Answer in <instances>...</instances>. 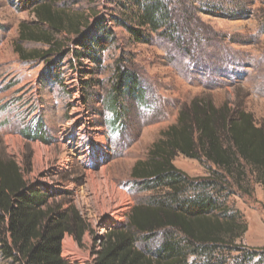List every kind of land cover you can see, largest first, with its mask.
Masks as SVG:
<instances>
[{"label": "rangeland", "instance_id": "rangeland-1", "mask_svg": "<svg viewBox=\"0 0 264 264\" xmlns=\"http://www.w3.org/2000/svg\"><path fill=\"white\" fill-rule=\"evenodd\" d=\"M149 1L58 0L60 9L82 14L87 21L105 16L115 40L95 64L77 59L75 33L57 34L65 52L57 67L59 76L43 84L41 72L58 56L20 58L18 44L26 52L46 46L18 42L20 25L32 23L35 16L22 0H0V152L24 168L30 187L49 204L73 209L85 221L80 236V225H74L79 240L74 234L63 239L62 256L69 264H93L109 232L127 223L132 207L137 202L153 203L160 195L132 177L133 166L147 158L152 144L193 98H210L217 107L240 108L252 113L258 125L264 123V0H162L175 9L180 27L165 34V23L159 22L158 31H146L148 42H135L114 18L136 27L133 12H142ZM121 57L135 71L139 90L125 93L116 104L112 93ZM38 124L41 132L25 135V130L35 131ZM83 130L84 149L90 153L85 162L70 156L65 146ZM100 136L104 141L98 140ZM174 164L195 180L181 193L185 197L201 192L198 185L213 179L212 170H217L205 160L182 154ZM89 168L97 174L99 191L88 181ZM248 174L242 182L221 179L205 189L222 208L216 213L236 217L246 232L214 253L190 254V262L264 264V188L256 175ZM122 199L127 209L116 220L108 209ZM163 235L159 232L149 241L140 238L137 245L154 253ZM0 264L17 263L0 255Z\"/></svg>", "mask_w": 264, "mask_h": 264}, {"label": "trees", "instance_id": "trees-1", "mask_svg": "<svg viewBox=\"0 0 264 264\" xmlns=\"http://www.w3.org/2000/svg\"><path fill=\"white\" fill-rule=\"evenodd\" d=\"M57 1L21 2L30 8L35 19L20 25L18 42L40 43L46 48L26 52L18 44L16 52L20 58L27 61L58 56V61L54 57L41 72L39 81L43 84L56 81L59 76L57 67L65 52L57 34L75 33L77 59L95 64L101 60L100 53L115 40L105 16L87 21L82 14L70 15L64 8L60 9ZM174 12L169 2L150 0L142 12H133L137 15L136 27L126 20L114 19L126 27L133 41L146 43L149 39L146 31H158L159 22L165 23V34L178 28L179 17ZM123 63L121 57L112 93V103L116 104L125 93L133 95L139 90L135 71ZM41 128L38 124L35 131L24 132L31 137L30 132H41ZM179 154L217 167L212 170L213 179H203L198 185L203 189L194 196L181 194L195 180L175 166L174 159ZM248 173L256 175L264 188V123L258 125L252 113L240 108L217 107L210 98H193L180 109L176 122L152 144L147 158L133 166L132 177L142 181L145 189L156 190L160 195L153 203L137 202L132 207L127 223L109 232L93 264H196L189 261L190 254L214 253L221 244L241 237L247 230L236 217L221 216L225 211L216 213L222 208L205 189L214 182L221 183V179L242 182V178L249 177ZM75 224L82 229L77 231L80 236L85 230L81 216L73 209L49 204L43 194L30 187L24 168L0 152V255L3 259L17 264H69L62 256L63 239L66 234H74L79 240ZM159 232L164 234V239L157 251L150 253L138 247L140 238L149 241ZM174 232L180 233L182 239ZM205 264L217 263L210 260Z\"/></svg>", "mask_w": 264, "mask_h": 264}, {"label": "bare ground", "instance_id": "bare-ground-1", "mask_svg": "<svg viewBox=\"0 0 264 264\" xmlns=\"http://www.w3.org/2000/svg\"><path fill=\"white\" fill-rule=\"evenodd\" d=\"M77 118V115L74 117V119ZM73 125V124H72ZM82 132L84 133H79L77 137H74L73 139H70V141H68V143L65 144V146L67 147V152L70 156H74L77 155L79 156V159L83 162H85L86 160L90 159V153H88L87 148L84 149V146L86 144V135L85 131L83 130ZM100 141H104V137L100 136L99 139ZM92 161V159H91ZM66 162H69V159H66ZM87 176H88V181L91 182V184H93L92 186H94V190L97 189L99 191V186H100V181L97 179V174L95 172H93V170L91 168L88 169L87 171ZM91 188V189H93ZM100 194V192H98ZM98 193H96V197L100 198L101 195H99ZM103 201H105L104 197L102 198ZM103 203V202H102ZM109 205V204H108ZM111 206V207H110ZM108 209L111 212V215L114 219L119 220L121 219V216L123 215V213L126 211L127 209V202L125 199H122L120 202L114 204V205H110Z\"/></svg>", "mask_w": 264, "mask_h": 264}]
</instances>
